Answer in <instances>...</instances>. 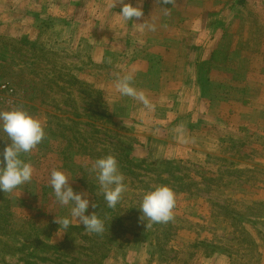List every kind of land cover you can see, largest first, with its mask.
<instances>
[{
    "label": "rangeland",
    "instance_id": "rangeland-1",
    "mask_svg": "<svg viewBox=\"0 0 264 264\" xmlns=\"http://www.w3.org/2000/svg\"><path fill=\"white\" fill-rule=\"evenodd\" d=\"M0 82V264H264V0H0Z\"/></svg>",
    "mask_w": 264,
    "mask_h": 264
},
{
    "label": "trees",
    "instance_id": "trees-1",
    "mask_svg": "<svg viewBox=\"0 0 264 264\" xmlns=\"http://www.w3.org/2000/svg\"><path fill=\"white\" fill-rule=\"evenodd\" d=\"M82 83V82H81ZM83 84V83H82ZM96 93H100V91L99 90H97L96 91ZM101 118L103 117V118H107V119H109V118H111V115H110V113H108L107 111H105L104 110V112H101ZM99 118V117H98ZM100 119V118H99ZM110 120V119H109ZM130 149H132V146H128ZM124 162L125 163H127V165L128 166H133V167H143V168H145V170H150L151 168H149L148 166L149 165H151V166H153L152 164H146L145 165V167L144 166H141L140 164H135L134 162H132V157H131V155L130 154H125L124 155ZM124 162H123V164H124ZM123 166H125V165H123ZM165 170V169H164ZM166 171V170H165ZM101 200V199H100ZM99 202H98V200H96V202H95V205H97ZM108 210V209H107ZM120 210V209H119ZM118 210V211H119ZM119 213H120V211H119ZM119 213H116V215L115 216H113L112 217V219H119L118 218V216L120 215ZM97 219H99V217H93L92 218V221H95V220H97ZM120 221V220H119ZM119 223H121V222H119ZM112 220H109V221H106L105 223H104V227H106V228H108V230H109V232H110V234L111 235H115L116 234V232L118 231V230H116V228H115V226H117V225H120V224H118L117 223V225H116V223L115 224H113L112 226ZM75 229H77L78 231H83L84 230V228L83 227H81V226H73V225H71V226H69V228H68V230H67V232H66V237H67V234H69V233H71V231L72 232H74L75 234H80V233H78V232H75V231H73V230H75ZM99 236H103V237H106L107 235H105L104 233H99L98 234ZM82 237H84L85 238V235H83ZM69 239L70 238H68V241H69ZM106 243H99L98 245H97V247H98V249H100L101 247H103V246H106L105 245ZM60 245H62V244H60ZM67 253L65 252H63V253H61V255L60 256H64V255H66ZM104 259V258H106V255L104 254V255H102V253H101V259ZM93 260V259H92ZM61 264V263H60ZM67 264H73V263H71V262H67ZM85 264H89V262H87V263H85Z\"/></svg>",
    "mask_w": 264,
    "mask_h": 264
},
{
    "label": "built area",
    "instance_id": "built-area-1",
    "mask_svg": "<svg viewBox=\"0 0 264 264\" xmlns=\"http://www.w3.org/2000/svg\"><path fill=\"white\" fill-rule=\"evenodd\" d=\"M14 89L7 83L0 82V100L13 95Z\"/></svg>",
    "mask_w": 264,
    "mask_h": 264
}]
</instances>
